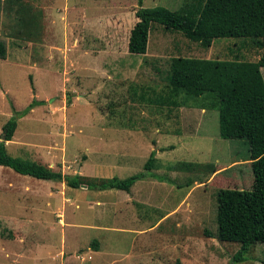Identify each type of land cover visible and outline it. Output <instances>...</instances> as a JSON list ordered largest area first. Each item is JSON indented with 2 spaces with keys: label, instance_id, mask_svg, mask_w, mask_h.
<instances>
[{
  "label": "rangeland",
  "instance_id": "obj_1",
  "mask_svg": "<svg viewBox=\"0 0 264 264\" xmlns=\"http://www.w3.org/2000/svg\"><path fill=\"white\" fill-rule=\"evenodd\" d=\"M138 8L0 0V140L16 111L43 101L17 117L9 153L66 174L124 178L145 171L155 150L152 171L166 178L101 191L0 166V264H264V242L235 260L242 244L216 236L218 190L253 186L248 141L220 135L213 95L176 97L168 80L175 56L239 59L264 74L262 51L248 38L204 47L155 23L147 52L133 54Z\"/></svg>",
  "mask_w": 264,
  "mask_h": 264
},
{
  "label": "trees",
  "instance_id": "obj_2",
  "mask_svg": "<svg viewBox=\"0 0 264 264\" xmlns=\"http://www.w3.org/2000/svg\"><path fill=\"white\" fill-rule=\"evenodd\" d=\"M138 2V20L130 32L129 52L145 54L152 27L159 23L166 30L180 32L204 47H210L218 38H248L261 49L259 64L264 66V0H184L176 10L161 5L145 7L143 0ZM6 54L5 42L0 40V58H6ZM168 80L176 97L182 93L189 99L203 94L213 95L219 111L220 135L246 139L249 143L254 173L252 188H221L217 192L216 236L221 240L240 242L242 245L235 254V260L243 259L254 243L264 242V74L259 66L253 70L250 62L247 64L239 59L175 56L170 64ZM41 103L43 101L34 98L24 110L16 111L4 124L0 166L38 179L65 182L73 188L86 186L101 191L117 189L130 192L137 181L149 176L166 180L152 171L155 150L145 163V171L124 178L66 174L36 160L13 156L6 142L14 136L17 117L26 115ZM166 104H177V101L172 99ZM208 234L212 232L208 231ZM176 264H181V261L177 260Z\"/></svg>",
  "mask_w": 264,
  "mask_h": 264
},
{
  "label": "water",
  "instance_id": "obj_3",
  "mask_svg": "<svg viewBox=\"0 0 264 264\" xmlns=\"http://www.w3.org/2000/svg\"><path fill=\"white\" fill-rule=\"evenodd\" d=\"M2 139H4V137Z\"/></svg>",
  "mask_w": 264,
  "mask_h": 264
}]
</instances>
